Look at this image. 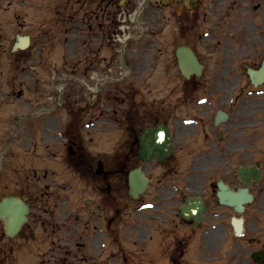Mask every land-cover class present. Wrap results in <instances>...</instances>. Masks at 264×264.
<instances>
[{"label":"rangeland","instance_id":"374dc122","mask_svg":"<svg viewBox=\"0 0 264 264\" xmlns=\"http://www.w3.org/2000/svg\"><path fill=\"white\" fill-rule=\"evenodd\" d=\"M59 2L60 0H0V41L3 44V46H0V70L2 69L0 73H7V76L1 78L0 82V95L3 96L2 100H0V197L7 194L18 195L30 204V226L26 225L27 227L25 226L23 228L24 230L30 229L32 226L35 229V234L37 231L39 233L41 229L39 223H37L38 219L36 215H38L37 212L40 208L39 206L44 204V201L46 200V196L43 195V193L46 192L44 187L46 181H43L41 178L44 171L48 173L47 184L50 185V196L48 197L50 201L48 204L56 202L58 205H61L60 200H54L56 195L61 196L62 193L64 194V192H69L68 194H71L70 196L75 199H73V206L70 207L72 209L71 212L78 211L80 213V221L88 217V212L82 209L83 206L88 205L87 200L89 199L92 201L94 198L96 201L97 196H99V194L92 192L89 188V185H93L94 182L93 178L88 176V171H86L89 166V162L86 160L83 170L81 168L79 170V174L83 179H79L75 172L66 168V165L61 162V159H58L61 155L66 153V147H61V142H57L61 141V139L56 138V134L53 130L43 133L41 128L37 127L40 123L44 124L46 122V114H42V116H40L38 115V112L40 113L42 108L46 109V111L53 109L54 102L49 99L50 96L48 97V95H54L55 86L59 89L61 87H66L68 84H73L74 77L81 76L79 79L80 84H85L87 88L91 86L90 89L93 90L94 87L96 88L100 80L103 79L105 81V77L107 76L118 80L126 75L125 69L118 65V53L120 52L116 51L117 48H110V44L107 42H103V44L98 48L96 43L87 42L88 37L82 38L81 34L77 37V35L71 33L72 28H76V25H74V27L72 26L70 21L71 17L65 12L69 11V14L75 12L78 15L76 20H80V16H84V13L88 12V16L85 19L91 17L90 20L93 23H96L98 20L93 18V14L90 13V11L95 9L97 4H93L94 7L91 8L83 6V9H80L77 3L75 5H71L70 3L64 13L60 12L56 14V10L54 8ZM231 3L232 2H228L227 5L222 4L221 9H217V11H208L206 15L205 6H201L199 8V16L196 25L189 30L188 38L183 39L176 35L175 25L171 22L172 20L164 21L159 11V13H155V20L159 19L158 23L156 22V24H152V22H150L147 24L146 29H148V31H160V43L158 46L159 53L156 51V46L149 49L151 56L155 59H151L147 65L139 70L143 73L141 80L143 84L138 85L140 94L137 96V100L134 102L132 107L142 110V105L149 106L152 98L172 103L177 95L180 94L179 90L174 93L171 92L173 81L179 80L178 74L176 73L177 69L174 64L173 51L175 45L184 41H191L196 51L200 53L202 57H210V52L213 55V59L206 61L208 68L202 79V85H200V98L204 97L202 95V89L205 85V80L206 82L211 81V85L213 86L218 84L221 88L219 91L220 95H227L229 92L232 94L239 92L247 94L249 87L246 84L247 76L245 74L244 67L253 64V54L250 49H247V51L243 54L244 49L240 50L238 48L239 45L236 42H232V44L227 41L226 44L221 41L222 39H226V34H232L231 31L227 33L225 30L227 29V25L231 22V19L236 17L235 13H243L244 15H247L250 11L247 9L243 11L234 10ZM133 8H136V5H134ZM261 9L262 11H257L255 13H264V5ZM98 11L101 13L99 9ZM162 13L167 14V11H162ZM220 14L221 16L223 15V17L220 21V25L216 26ZM244 27L249 30L247 21L244 23ZM130 30L131 35L135 36L139 33V30L136 28ZM249 31L251 32L252 29L250 28ZM128 32L129 30H126L124 34H127ZM239 32H243V30ZM15 33L31 35L32 41L28 50L29 52L31 51L30 55L32 57H39L40 54L41 59H43L42 68L47 69L51 64L53 65L52 68L55 73L51 71H43L42 68L38 67L39 80H37L38 82L35 84L33 82L36 77L32 78L30 77L31 75L22 76L21 74H18L17 69L18 67L23 66V59L11 61L13 57L11 55H7L6 52V47L12 44ZM174 34L176 35L175 38ZM184 34L185 33L182 30V35ZM235 35H237V33ZM139 38H142V36ZM82 39H85L83 45L81 41ZM148 40L150 41L151 38H148ZM205 42H207V44ZM73 44L81 47L84 52L77 51L76 53H72L71 46ZM145 44L149 43L145 42ZM133 46L136 48L135 51H127L132 54L131 60L125 56L128 60L129 66L133 67V69L129 68L130 71L134 70V66L136 64H133L132 60L136 61L137 58L142 57L143 55V49H140L139 45L134 44ZM207 46H209V48H207ZM223 46L228 48H224ZM100 48L101 50L98 54ZM220 50L226 53H222ZM233 52L236 56H242L240 61L245 64L242 69L243 72L240 71L242 74V80L238 79L236 75H234L235 73L232 74V69H235L240 65L237 64V62L230 63V61L233 60ZM218 54L223 59H229L226 64L227 68L224 69V73L218 74L220 75L218 80H210V76H215L216 73V69L214 68V58L217 57ZM101 56H105L107 60L99 64ZM96 57H98L97 61ZM115 60L116 62L113 63ZM255 61H258V58L255 59ZM74 63H80V66L76 67L74 66ZM111 64L112 67H110ZM138 65H141V63L139 62ZM23 67L25 69L28 68L26 65ZM73 69L80 70L75 71L76 74H74ZM31 73L34 74L32 71ZM53 74L58 78L55 79L53 87L50 86L49 88L46 80L50 79ZM65 76H68L69 80H67V77ZM123 79L127 80L123 82L118 81L119 83L109 81L106 87H103V85L106 84H103L104 81L99 83V87L105 88L106 91H109L108 94L111 95L113 100L111 103L113 105L115 104L114 100L116 96L124 98L122 96L127 91L130 83L133 81L131 76H126ZM59 81H62V84H60L61 82ZM149 81L151 82V85L144 87V85H146ZM37 84L38 86L31 88ZM75 86H78V84ZM18 88H20V91H17ZM80 88L82 92L79 95V99H75L74 89H66L65 94L61 96L60 101L58 102L59 104L55 103V105L58 106L55 110H59V115L61 116L60 121L61 123L64 121V126H66L69 121V116L64 117L63 115H65V113H62L66 109L64 108V105L69 104L70 108H73V103L75 105H85L87 109L90 110L91 102L94 101L93 97L86 95V88L82 85H80ZM5 94H8L6 95V98ZM114 95L116 96L113 97ZM84 99H88L89 102L85 103L86 100ZM124 99L127 101L125 105H132L129 100L126 98ZM122 110L123 107H120L118 113L119 121L124 120ZM177 111L180 115L184 114V108L182 107L177 108ZM31 114H34V116L30 119L28 115ZM110 116L113 117L112 114ZM37 120H39L38 123ZM104 123V121L97 120L88 122L87 124L94 125V127L88 134L83 133L82 137L84 139L83 142L89 149V153L94 156L97 151H106L102 156H105V159L108 160V157H115L114 155L120 156L123 150L120 146L114 150L115 144H113V141H118L116 138L117 135H111L112 137L109 139L110 136L104 134V132L100 129L101 124ZM17 125H19V129L17 128ZM121 126H125L124 122ZM171 127H174V125L171 124ZM33 128H35V130L30 131V129ZM117 133L120 134V137V131H117ZM44 135L45 138H43ZM201 139L202 137H199L194 141L196 144H192L191 152H199V148L202 144ZM44 143H46L45 146ZM179 145L182 146V143ZM177 148H180L178 144ZM189 151L190 148L183 151H179L178 149L176 150V159L179 163H181V165L176 166L175 169V174L178 176L183 175V168L186 166L185 164L189 156ZM111 152H115V154H109ZM53 153L57 154L58 158L53 157L51 159L50 155ZM93 156L91 158H93ZM107 163L109 164L110 162L107 161ZM154 164V162L142 164L144 171L151 178L150 186L144 196V206H151L153 204V207L148 209L143 208L144 210L140 211L141 219L136 220L143 224V227L141 228V238L138 240L139 244H132V239L135 238L138 231H133V233L128 231L129 234L123 232V235H127L125 243L130 250L129 253L137 257L139 263L143 261V264H147V261H149L150 264H167V255L170 253V248L168 249L166 244L169 243L170 240L166 236H160L159 234L155 236L154 233L153 236H155V242L150 244L152 241H147V237L151 234L148 232L147 235V230H150L153 221L152 218H155ZM192 167L193 169L187 172L191 175L190 185L192 189L189 191V194L202 192L206 196L209 205L215 206L216 208L217 203L213 195L214 182L217 181V179L222 178L233 186H236L237 184V181L233 177L235 170L234 165L199 163L198 165H193ZM111 180L113 189H115L116 180L114 177H112ZM118 186L120 187V184ZM65 187H68L70 190ZM174 200L176 202L175 205H177L180 199H176V197H174ZM158 201L166 200H161L159 198ZM114 202L118 203V198L117 200L115 199ZM131 206H135V203H130L128 208H131ZM176 207L177 206H174L173 209H176ZM64 210L67 212L69 211L68 204L64 206ZM142 215L144 216L142 217ZM147 227L148 229H146ZM2 229L3 223L0 222V235ZM196 237L186 246L183 260L180 264H218L217 261H213L215 259H212L211 256L216 252L215 242H208V247H205L207 246L205 240L202 241V239L200 240ZM22 238L23 234H19L17 235L16 240H5V243H17L23 240ZM26 244L32 249L31 240H28ZM143 246H146L148 253L149 250L154 249L155 253L154 251H151L149 256H145L147 251L145 250L144 252H141V247ZM45 247H47V243L46 246H44L43 243L37 244V248L39 249H44ZM33 252L34 250H27L25 252L26 262L29 263L34 260L32 257ZM38 252L39 250H37V253ZM37 261L35 264H52L54 262L52 257L47 261ZM21 263H23V260ZM132 263L136 264V261Z\"/></svg>","mask_w":264,"mask_h":264},{"label":"flooded vegetation","instance_id":"af4514ba","mask_svg":"<svg viewBox=\"0 0 264 264\" xmlns=\"http://www.w3.org/2000/svg\"><path fill=\"white\" fill-rule=\"evenodd\" d=\"M134 1L142 2L143 6H147L146 9L148 11L152 8L153 10L167 9L168 17L175 25L176 35L183 39L188 38L189 30L196 25L199 8L205 6L206 15L207 10H216L219 7L217 3L222 0H129L128 4L132 5V3H135ZM240 1L245 0H232L233 3H239ZM253 1L255 2L256 0ZM260 6L261 0L253 5V9L257 10ZM248 17V26L252 31L248 36L249 45L247 48L253 54L252 61L254 60V62L252 67L257 68L264 60V13H250ZM181 27L185 33L184 35L180 31ZM176 35L174 34V38ZM227 39L236 42L241 47H245V44H247L245 37L240 34H232L230 37L227 36ZM205 43L207 44V42ZM179 45H187L192 48L203 63L204 71L207 70L206 61L213 59L211 52L209 53L210 57H202L195 50L191 41L179 43L175 45V48ZM232 56L235 59V55L232 54ZM257 58L258 61H255ZM214 59L216 73L215 76H210V80H218L220 70L224 69V64L228 62L221 58L219 54ZM231 62L233 63L234 61ZM174 64L177 67L175 55ZM200 85H202L201 80L193 75H190L187 79L182 78L181 81L174 80L171 92L174 93L179 90L180 94L177 95L172 103H168L170 109H165L161 112L158 110H144L136 118V125H133L134 121H131V125L127 127L126 131V133L130 134L128 139L124 141V144L128 147V152L124 154V158L133 160L136 157L137 159V154L134 151L138 149V136L144 127L157 123H163L169 127L170 123V125H174V127H169L174 147H176V143L181 142L183 143L181 150L190 148L186 161L187 165L198 163L234 166L256 164L261 170V178L254 186L250 187L253 200L245 206L243 215H241L243 218L242 231L238 233L232 224L233 216H239L234 213L232 208L223 210L222 207L217 205V209H220V211H217L211 217L218 221L216 224L218 241H230L232 243L228 254L231 258L227 264H258L252 254L264 248V84L254 86L248 79L249 94L241 92L232 94L229 92L227 95H220V86L218 84L213 86L211 81L206 82L205 80V85L202 89L204 99L200 102V105H197L195 96L200 91ZM178 107L185 108L184 114L180 118L179 115L176 116ZM221 111L225 112L227 116L222 118L219 115L217 118L218 113ZM199 137H202L199 152H191L192 144H196L194 141ZM100 160L102 161L100 158L97 159V161ZM175 162L176 158L173 154L164 160L161 165L163 167L166 164L168 166L174 165ZM156 165L158 164L155 161ZM110 173L105 170L102 173L104 177H102L107 179ZM160 176L166 178L167 175L161 174ZM186 177V189L191 190L190 176L187 175ZM229 186L236 188L231 184ZM171 191L172 189L168 186L167 192L170 194ZM205 199L208 203L207 198ZM96 217L101 218V215L98 214ZM112 221V219L108 220L107 228L111 227ZM93 222L90 223H99L100 219H93ZM70 240L68 237L61 238L58 244L69 243L71 245L72 240ZM96 240L85 239L72 244L77 247L78 251L82 252L81 261L93 260V263L96 261L88 257V250L85 247L91 244L96 245ZM76 255L79 259V252ZM120 261L124 264V261H127L125 253H120Z\"/></svg>","mask_w":264,"mask_h":264},{"label":"water","instance_id":"95a60500","mask_svg":"<svg viewBox=\"0 0 264 264\" xmlns=\"http://www.w3.org/2000/svg\"><path fill=\"white\" fill-rule=\"evenodd\" d=\"M177 57L180 69L183 74L188 75L192 71L193 73H200V66L197 63V60L195 59L194 55L191 51L185 48H179L177 50ZM186 65H188L190 68H188ZM250 75L257 78V81L262 80L264 76V67L255 73L250 72ZM141 152L140 156L144 157L145 159H148L151 156H159L161 154L160 159H162L163 156H167L168 152H170V143L169 139L167 137L166 131L161 127L158 126L156 129L152 130H145V136L141 137ZM243 172H247V174L250 177H253L254 179H257L259 176V171L253 168H250V170H242ZM243 182H249L248 180ZM146 180L139 176L138 173H133L131 175V187L138 188L140 191H142L145 187ZM244 189L240 190L238 194H229L231 198H240V200L243 199V197H247L246 194H244ZM248 199V198H246ZM230 202V201H228ZM184 210H186V207H182V213H184ZM28 212V207L18 198L15 197H8L4 198L0 202V217L5 218L6 220V234L7 235H13L21 226V224L26 221L25 214ZM186 216L185 214H183Z\"/></svg>","mask_w":264,"mask_h":264}]
</instances>
